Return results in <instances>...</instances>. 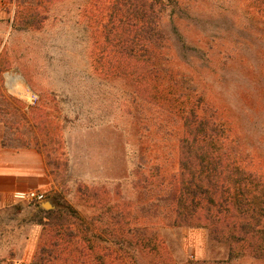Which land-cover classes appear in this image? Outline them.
<instances>
[{
	"label": "rangeland",
	"instance_id": "374dc122",
	"mask_svg": "<svg viewBox=\"0 0 264 264\" xmlns=\"http://www.w3.org/2000/svg\"><path fill=\"white\" fill-rule=\"evenodd\" d=\"M93 2L0 0V33L12 34L0 51V125L7 144L43 159L44 202L71 204L88 219L101 212L94 225L108 231L103 245L122 249L117 264H264L249 253L231 258V247L206 228L174 226L167 195L179 179L182 122L153 103H144L142 120L129 117L134 89L97 69L84 15ZM178 3L180 12L160 22L168 67L178 65L192 79L186 85L205 90L230 117L251 168L264 174V0ZM32 11L34 28L25 24ZM24 205L32 218L35 206ZM138 231L158 240L162 260L131 244ZM15 236L0 231V264H32L15 260L22 244Z\"/></svg>",
	"mask_w": 264,
	"mask_h": 264
},
{
	"label": "trees",
	"instance_id": "16d2710c",
	"mask_svg": "<svg viewBox=\"0 0 264 264\" xmlns=\"http://www.w3.org/2000/svg\"><path fill=\"white\" fill-rule=\"evenodd\" d=\"M180 10L178 0H108L104 5L94 0L84 15L98 51L97 69L106 79L120 78L134 89L125 105L135 121L142 120L144 103H153L182 122L179 179L171 182L167 195L175 206L174 226L206 228L213 241L231 247V258L248 253L264 258V174L251 168L230 117L205 90L186 85L192 79L186 80L178 65L168 67L172 58L163 46L160 22L168 11L173 17ZM35 14L25 22L30 28L38 24ZM32 206L30 222L43 227L32 264L121 261L122 249L103 245L108 231L94 225L101 212L88 219L68 203L54 210ZM113 230L112 235L123 233ZM134 236L131 244L143 253L159 260L165 256L158 240L142 231Z\"/></svg>",
	"mask_w": 264,
	"mask_h": 264
},
{
	"label": "crops",
	"instance_id": "0c3cea01",
	"mask_svg": "<svg viewBox=\"0 0 264 264\" xmlns=\"http://www.w3.org/2000/svg\"><path fill=\"white\" fill-rule=\"evenodd\" d=\"M4 36L6 32L3 31L0 33V38L4 39L0 51L11 46L12 34L7 38ZM17 36L15 34L13 39ZM4 131L0 125V231L9 227L16 233L15 241L21 240L22 249H17L15 260L30 263L35 258L43 227L30 222L28 207L13 195L19 191L42 192L49 186V175L38 153L27 147L10 146L5 142Z\"/></svg>",
	"mask_w": 264,
	"mask_h": 264
},
{
	"label": "built area",
	"instance_id": "2783aa9c",
	"mask_svg": "<svg viewBox=\"0 0 264 264\" xmlns=\"http://www.w3.org/2000/svg\"><path fill=\"white\" fill-rule=\"evenodd\" d=\"M13 197L19 203L27 205L42 204L45 201V195L38 191H19L14 193Z\"/></svg>",
	"mask_w": 264,
	"mask_h": 264
},
{
	"label": "water",
	"instance_id": "95a60500",
	"mask_svg": "<svg viewBox=\"0 0 264 264\" xmlns=\"http://www.w3.org/2000/svg\"><path fill=\"white\" fill-rule=\"evenodd\" d=\"M41 205L44 206L46 209H55L51 202H43Z\"/></svg>",
	"mask_w": 264,
	"mask_h": 264
}]
</instances>
